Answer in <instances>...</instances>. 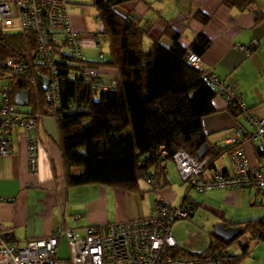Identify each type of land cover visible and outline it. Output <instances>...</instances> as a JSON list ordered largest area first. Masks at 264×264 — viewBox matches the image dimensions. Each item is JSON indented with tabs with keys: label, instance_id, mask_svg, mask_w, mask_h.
<instances>
[{
	"label": "crops",
	"instance_id": "1",
	"mask_svg": "<svg viewBox=\"0 0 264 264\" xmlns=\"http://www.w3.org/2000/svg\"><path fill=\"white\" fill-rule=\"evenodd\" d=\"M66 1L72 25L81 34L84 59L98 63L99 59L86 57L87 53L96 50V40L101 43L96 35L99 28L91 33L93 25L80 13H84L86 7L76 2L70 6L72 1ZM88 1L97 12L100 25L95 0ZM222 1L131 0L117 6L116 10L139 21L147 31L146 47L159 41L171 48L174 32L180 35L179 43L184 47H189L199 35L208 38L212 45L201 57L204 68L233 85L251 112L264 119V0H257L258 11L263 15L259 23L255 12L228 8ZM199 12L211 18L209 25L202 26L196 20ZM239 46L247 47L251 52L241 51ZM101 72L106 83L116 76L115 71L103 67ZM213 106L216 113L203 120L204 132L211 144L226 147V139L233 134L238 121L229 112L224 99L216 97ZM239 123L244 124L242 120ZM34 138L38 141L36 174L30 172L28 139L20 128H14L10 133V153L0 156V197L8 199L0 204V225L4 229L1 235L13 233L15 242L12 244L24 246L30 239L48 237L63 224L82 234L88 226L137 220L155 214L156 193L145 181L140 184L141 193H125L102 185L68 186L58 122L53 117L43 118L34 131ZM245 148L255 165L257 159L253 147L246 145ZM165 168L160 197L175 207L195 206L194 215L186 223L180 221L172 227V235L183 250L201 253L208 249L217 225L234 227L232 224L253 219L264 221V193L251 189H216L203 194L196 191L204 196L198 201L191 196L193 189L182 181L176 165L166 163ZM215 169L231 172L229 156L218 160ZM82 171L81 168L75 170L76 173ZM181 183L186 184V189ZM200 209L206 211V222L210 226L198 231L200 222L196 224V214ZM243 241H236L230 250L239 255ZM238 264H264V241L251 243L249 256Z\"/></svg>",
	"mask_w": 264,
	"mask_h": 264
},
{
	"label": "trees",
	"instance_id": "2",
	"mask_svg": "<svg viewBox=\"0 0 264 264\" xmlns=\"http://www.w3.org/2000/svg\"><path fill=\"white\" fill-rule=\"evenodd\" d=\"M128 1L131 0H95L98 20L104 25V33L98 30L96 35L106 42L107 52L104 62L88 63L115 71L116 88L93 89L77 73L76 62L67 53H60L57 61L64 77L60 83L61 107L57 122L66 181L71 187L102 185L125 193H141V182L147 183L149 179L158 185L160 192L161 179L166 174L165 164L173 162L178 151L183 150L198 159L200 150L208 145L205 158L209 159L208 168L215 169V163L235 147L211 144L203 128V120L216 113L213 100L217 94L207 81L214 72L195 67L189 57L191 54L203 57L211 41L199 35L189 47H184L179 43L180 35L174 32L171 48L159 41L146 47L147 31L139 21L116 10ZM222 4L255 12L257 23L263 19L257 0H223ZM195 18L202 26L211 22V18L201 12ZM26 41L19 32L0 29V86L11 72L2 66L3 63L24 58ZM33 68L38 79V93L28 76H16L11 104L16 105L18 93L28 91L29 110L21 112L18 107L17 111L31 116H51L43 78L47 70L37 65ZM228 110L237 124L245 125L238 109L231 105ZM240 120L244 124L239 123ZM80 168L83 171L76 173ZM232 225L242 228V233L234 240L225 241L213 232L212 242L205 251L189 253L178 246L171 256L195 257L209 253L215 245L228 253L220 264H238L249 256L251 243L264 241V221L253 219ZM240 239L244 241L237 255L230 249Z\"/></svg>",
	"mask_w": 264,
	"mask_h": 264
},
{
	"label": "built area",
	"instance_id": "3",
	"mask_svg": "<svg viewBox=\"0 0 264 264\" xmlns=\"http://www.w3.org/2000/svg\"><path fill=\"white\" fill-rule=\"evenodd\" d=\"M66 0H0V29L19 32L27 39L25 57L9 59L3 67L10 75L0 86V156L10 153L12 142L10 133L14 128L23 130L28 139L29 169L36 174L37 139L34 131L37 122L44 116H31L18 112L12 105L10 95L13 78L28 76L32 87L38 93L37 75L34 66L47 70L44 75L50 114L59 118L61 107L60 83L64 80L58 69L60 53H67L76 62L77 73L93 89L108 90L118 85L116 76L106 83L102 80L101 69L88 63L82 53L81 34L74 29ZM100 62L105 61V53L99 40L95 41ZM239 50L250 53L247 47ZM189 61L197 68L204 69L202 59L191 54ZM208 84L216 91L217 97L224 99L227 106L239 110L245 125L237 124L235 131L226 139L227 145L235 146L228 154L232 171L209 169V159L198 160L180 150L173 157L183 182L199 193L216 189H251L264 193V119L257 118L233 85L216 73H211ZM250 144L257 163L250 161L245 146ZM148 185L155 189V214L137 220L88 226L82 234L73 231L67 224L55 229L48 237L30 239L24 246L5 243L1 239L4 230L0 225V264H220L222 257L228 256L224 249L214 245L209 253L183 258L171 256L178 248L172 235V227L180 221L190 219L194 211L189 207H175L160 197L158 185L149 179ZM0 197V204L7 201ZM65 241L68 256L59 258L61 243Z\"/></svg>",
	"mask_w": 264,
	"mask_h": 264
},
{
	"label": "rangeland",
	"instance_id": "4",
	"mask_svg": "<svg viewBox=\"0 0 264 264\" xmlns=\"http://www.w3.org/2000/svg\"><path fill=\"white\" fill-rule=\"evenodd\" d=\"M71 1L72 2H70V6H72V4H75L74 2H76V4H80L81 6L86 7V11H84V13L81 10H80L81 12L80 11L79 12L81 13V15L83 14L82 16L85 15L86 17H88L89 22H91V24L93 25V26H91V33L92 32H96V30H98V28H99V24H98V21H97V12H96L95 8L93 6H91V4H90V2L88 0H71ZM70 12L73 13L74 11H72V9H70ZM10 32H12V31H10ZM100 39H101V43H102V49L104 51H106L107 44L104 41V39H102L101 36H100ZM88 56L92 60H98L99 59L97 50L90 51L89 53H87V57L86 58H88ZM19 108H20L21 112H27L29 110V107L27 105L21 106ZM247 145L250 146V144H247ZM169 164L172 165L174 163L171 161V162H169ZM181 184H182V186H184V189H186V186H185L186 184L185 183H181ZM190 194H191V196L195 197L198 201H200L204 197L203 195L197 193L194 190H192L190 192ZM206 215H207V213L203 209H200V211L197 212V214H196V224H197L198 221L200 222L197 225V228H196L198 231L203 230L202 228H204V227H207V229L209 228L210 225L206 222ZM186 221L187 220H183L182 222L186 223ZM67 256H68L67 246H66L65 241H63L61 243V246H60V249H59V258L64 259Z\"/></svg>",
	"mask_w": 264,
	"mask_h": 264
},
{
	"label": "water",
	"instance_id": "5",
	"mask_svg": "<svg viewBox=\"0 0 264 264\" xmlns=\"http://www.w3.org/2000/svg\"><path fill=\"white\" fill-rule=\"evenodd\" d=\"M99 33H104V25L100 23L99 25ZM30 101V93L28 91H23L21 93H18L15 97V104L18 107L24 106L28 104ZM209 151V146L205 145L198 154V160H203L207 153ZM242 233V228L240 227H226L224 225H217L214 229V235L225 240V241H232L237 236H239ZM13 233H4L1 235V239L5 243L12 244L15 242V239L13 237Z\"/></svg>",
	"mask_w": 264,
	"mask_h": 264
}]
</instances>
